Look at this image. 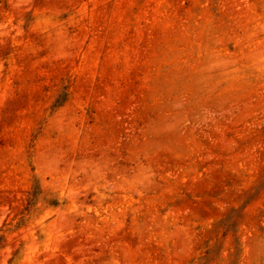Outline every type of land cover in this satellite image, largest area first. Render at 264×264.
<instances>
[{"label": "rangeland", "instance_id": "rangeland-1", "mask_svg": "<svg viewBox=\"0 0 264 264\" xmlns=\"http://www.w3.org/2000/svg\"><path fill=\"white\" fill-rule=\"evenodd\" d=\"M0 264H264V0H0Z\"/></svg>", "mask_w": 264, "mask_h": 264}]
</instances>
